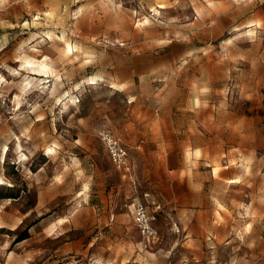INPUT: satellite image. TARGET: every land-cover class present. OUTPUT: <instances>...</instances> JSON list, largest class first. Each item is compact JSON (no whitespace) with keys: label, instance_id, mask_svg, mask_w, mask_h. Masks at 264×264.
<instances>
[{"label":"rangeland","instance_id":"obj_1","mask_svg":"<svg viewBox=\"0 0 264 264\" xmlns=\"http://www.w3.org/2000/svg\"><path fill=\"white\" fill-rule=\"evenodd\" d=\"M0 189V264H264V0H0Z\"/></svg>","mask_w":264,"mask_h":264},{"label":"built area","instance_id":"obj_2","mask_svg":"<svg viewBox=\"0 0 264 264\" xmlns=\"http://www.w3.org/2000/svg\"><path fill=\"white\" fill-rule=\"evenodd\" d=\"M101 139L106 143L109 156L119 167L129 169V153L120 142L115 139L109 132L103 131ZM133 217L141 235L149 241L157 234L155 227L152 225L150 216L146 210V206L141 201L133 203Z\"/></svg>","mask_w":264,"mask_h":264},{"label":"crops","instance_id":"obj_3","mask_svg":"<svg viewBox=\"0 0 264 264\" xmlns=\"http://www.w3.org/2000/svg\"><path fill=\"white\" fill-rule=\"evenodd\" d=\"M217 170H215V167H214V172H217ZM182 177H181V180L183 182H185L186 186H188L189 188L193 189V191L195 193H199L200 192V189H202V186L198 183V184H195L192 182V177L190 175H188V172H184L181 174ZM230 180H234V181H230ZM236 179H229L230 182H235ZM150 183V182H149ZM195 184V185H198L196 187H193L192 185Z\"/></svg>","mask_w":264,"mask_h":264},{"label":"trees","instance_id":"obj_4","mask_svg":"<svg viewBox=\"0 0 264 264\" xmlns=\"http://www.w3.org/2000/svg\"><path fill=\"white\" fill-rule=\"evenodd\" d=\"M4 197H17V194L15 195L12 192H8V191H4V190L0 189V199H2ZM27 237H28V232L27 231H23L22 233L19 234V236H18L16 241L23 240V239H25Z\"/></svg>","mask_w":264,"mask_h":264},{"label":"bare ground","instance_id":"obj_5","mask_svg":"<svg viewBox=\"0 0 264 264\" xmlns=\"http://www.w3.org/2000/svg\"><path fill=\"white\" fill-rule=\"evenodd\" d=\"M66 52H71L72 50H73V46L69 43V42H67L66 43ZM45 59V58H44ZM33 61V60H32ZM37 61V60H36ZM29 63H32V62H30V61H28ZM34 63L36 64V62L34 61ZM39 67H42V68H48L47 66V64L44 62V61H41V62H39ZM52 152V149L51 148H48L47 149V153H51Z\"/></svg>","mask_w":264,"mask_h":264}]
</instances>
